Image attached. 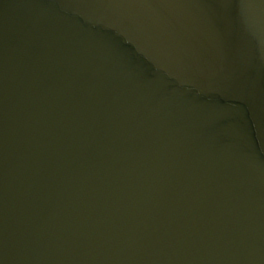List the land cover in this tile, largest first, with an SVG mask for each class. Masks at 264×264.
I'll list each match as a JSON object with an SVG mask.
<instances>
[{
  "label": "water",
  "instance_id": "obj_1",
  "mask_svg": "<svg viewBox=\"0 0 264 264\" xmlns=\"http://www.w3.org/2000/svg\"><path fill=\"white\" fill-rule=\"evenodd\" d=\"M0 264H264V0H0Z\"/></svg>",
  "mask_w": 264,
  "mask_h": 264
}]
</instances>
